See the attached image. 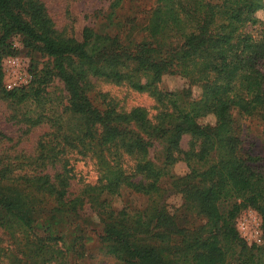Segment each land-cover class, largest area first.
I'll use <instances>...</instances> for the list:
<instances>
[{"label":"trees","instance_id":"obj_1","mask_svg":"<svg viewBox=\"0 0 264 264\" xmlns=\"http://www.w3.org/2000/svg\"><path fill=\"white\" fill-rule=\"evenodd\" d=\"M262 7L263 0H156L138 40L86 27L77 41L56 31L42 0H0L1 99L13 107L38 100L52 76L67 95L33 156H0V228L8 236L6 245L0 239V263L68 264L53 233L68 219L83 224L89 213L102 220L106 255L119 264H228L237 243L246 250L234 221L251 208L263 241L249 246L247 262L264 264V171L242 154L237 121H259L264 136V21L254 16ZM14 37L52 59L36 87L4 88L1 61L16 54ZM168 74L187 87L160 90ZM92 80L147 93L156 114L125 111L104 95L94 105ZM42 117L19 122L39 125ZM155 143L163 147L160 164L149 155ZM78 159L92 162L97 179L74 190L71 161ZM180 161L188 172L171 176ZM164 178L180 195L179 215L163 199ZM123 191L149 203L116 209Z\"/></svg>","mask_w":264,"mask_h":264},{"label":"rangeland","instance_id":"obj_2","mask_svg":"<svg viewBox=\"0 0 264 264\" xmlns=\"http://www.w3.org/2000/svg\"><path fill=\"white\" fill-rule=\"evenodd\" d=\"M156 0H42L47 13L54 23L56 31L67 37H72L77 41L82 40L83 29L88 27L96 32L108 33L112 36L118 35L125 38L138 40L143 36L142 28L145 26L151 9ZM254 16L264 21V0L263 7L255 12ZM19 37L12 38V48L14 55H8L1 61L3 72V85L7 80L22 77L23 81H28L24 87H36L37 81L46 69L52 67L50 59L41 49L37 47L25 49L22 46ZM8 60H15L16 65L10 68ZM8 72H15L7 76ZM20 81V80H19ZM93 88L89 94L90 100L97 105L101 96H106L109 100L118 104L120 109L128 111L132 108H144L149 116H154L157 112L153 98L147 93H139L130 89L126 85H115L103 80H92ZM187 87L184 79L177 75H165L159 85L160 90L164 92L180 93ZM38 100L29 96L23 103L16 107L12 103L6 102L0 97V156H33L36 150L37 142L52 130L51 119L57 114H61L67 106V95L61 80L52 76V78L42 86ZM6 89V88H5ZM16 90V89H15ZM198 88H192V95H199ZM42 117V123L30 126L19 122L22 118L36 119ZM240 126L241 152L252 159L253 164L264 171V136L262 133V124L253 118H237ZM213 118L204 119L202 123H212ZM66 124V122H65ZM189 136H183L180 142L182 150L189 149ZM150 158L160 164L163 158V147L159 144L149 150ZM75 179L73 180V189L82 187L83 184L94 183L97 179V172L92 162L86 159L72 160ZM188 172L186 164L176 163L171 168V176L181 177ZM172 179L164 178L161 181V187L164 189L163 199L171 213L179 215L181 206L180 195L172 191ZM149 203L146 197L123 191L121 196L117 197L113 206L116 209L127 208L129 210L142 209ZM88 213V212H87ZM256 215L260 216L251 208L243 209L236 220L234 228L236 229L241 241L245 244L243 252H240V245L234 247L235 253L228 259V264H250L249 246H259L248 239L250 220ZM83 224L78 219H68L60 223L53 233L59 236L60 242L68 250L65 257L68 264H119L113 258L106 255V248L101 240L104 230L103 222L94 214H86L82 217ZM194 224L197 223L195 219ZM262 230V228H261ZM62 238V239H61ZM0 239L7 244L8 236L3 234L0 228ZM261 245V244H260ZM253 250L252 252H254ZM2 264V263H0Z\"/></svg>","mask_w":264,"mask_h":264},{"label":"built area","instance_id":"obj_3","mask_svg":"<svg viewBox=\"0 0 264 264\" xmlns=\"http://www.w3.org/2000/svg\"><path fill=\"white\" fill-rule=\"evenodd\" d=\"M7 64L9 65L10 68H14L16 65L15 60H8ZM15 72H8L7 76L13 75ZM20 80V81H19ZM28 83V81L24 82L22 77H16L12 78L6 81L5 83V88L8 91L15 90L21 87H24L25 84ZM26 86V85H25ZM249 226L251 227V230L248 232V239L252 240V243H255L257 245H260L263 241L262 239V230H261V220L254 215L252 221L250 220Z\"/></svg>","mask_w":264,"mask_h":264}]
</instances>
